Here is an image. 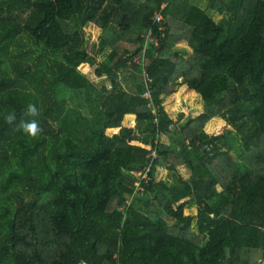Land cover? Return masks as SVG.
<instances>
[{"label":"trees","instance_id":"1","mask_svg":"<svg viewBox=\"0 0 264 264\" xmlns=\"http://www.w3.org/2000/svg\"><path fill=\"white\" fill-rule=\"evenodd\" d=\"M121 70H147L156 114ZM28 103L36 139L3 121ZM0 264H264V0H0Z\"/></svg>","mask_w":264,"mask_h":264},{"label":"rangeland","instance_id":"2","mask_svg":"<svg viewBox=\"0 0 264 264\" xmlns=\"http://www.w3.org/2000/svg\"><path fill=\"white\" fill-rule=\"evenodd\" d=\"M190 1H194V2H197L200 6V8L202 10H206L207 8V4H208V0H190ZM207 13L208 17L210 19H212L214 22L216 23H220L221 20L223 19L224 16H218L216 13ZM85 44L83 46V50L86 51V52H90V51H96V46L98 45L99 43V40L102 36V32L97 29L95 26L93 25H87L85 30ZM94 45V47L92 48V46ZM175 49L182 55V56H185V57H188L192 50L190 48H188V46L186 45L185 42H181L179 44L176 45ZM110 49L109 48H104V50L102 51L101 54L97 55V62H102L107 56L105 54H107V52L109 51ZM84 73L87 75V77L93 81L94 83H96L98 85V87H102L103 85H105L106 87L108 88H111V82L109 79H107L106 77H101V78H98V76L95 74V68H92L90 70L86 69L84 70ZM123 82L121 80V85H122V88H123V84L126 83V88L128 90H131L132 88L134 87H138V90H139V82L141 81V76L134 73V72H131V73H128V72H125L123 74ZM221 122V119L220 118H216L215 121H213L212 123V127H216L219 123ZM206 127V126H205ZM209 128V129H210ZM213 128V129H214ZM209 129L205 128V132L206 133H210L209 132ZM233 136H234V142L235 143H239V138L236 137V135L234 134L233 132ZM156 173L158 174L157 176H159V171L158 169L155 170V175H154V179L156 181V178L157 180H159V182H164V183H167V186H171V182L172 180L170 181H167L165 180L166 179V172L163 170L160 174L159 177H156ZM181 174H184V176H187V174L181 172ZM182 203V202H181ZM183 214L185 217H191L192 218V221H191V224H192V230L196 233L197 232V227H196V210L195 208L193 207V205L190 203V202H187V206L186 208L184 209L183 211ZM168 224H171V222L169 221Z\"/></svg>","mask_w":264,"mask_h":264},{"label":"clouds","instance_id":"3","mask_svg":"<svg viewBox=\"0 0 264 264\" xmlns=\"http://www.w3.org/2000/svg\"><path fill=\"white\" fill-rule=\"evenodd\" d=\"M166 8V6H164V9ZM164 18V21L161 23V24H158L156 21H157V17L158 16H161ZM154 22L156 23V25H163V23L165 22V17L163 15V13H159L155 16L154 18ZM162 29L165 30V28H160V32H162ZM154 31L155 34L154 36L157 38L156 36V31L154 28H152L149 33L146 35V41H144V47H143V50H142V53L141 54H138V55H142L144 54V62H143V67L146 68V46L147 44L149 43H153V42H149L148 39H147V36L150 34L151 31ZM159 43V42H158ZM155 44V43H154ZM156 45V44H155ZM159 45V44H158ZM110 54V53H108ZM135 56V55H134ZM130 58V56H129ZM122 72H125L123 70L119 71V78H120V81L122 80V82L124 81L123 78H122ZM147 72V70H146ZM148 74V72H147ZM148 76V75H147ZM148 78V77H147ZM143 80V74H142V77H141V81ZM121 82V83H122ZM149 87V85H148ZM123 88L126 89L127 91H131V92H138L140 95L142 93V87L139 88L138 90V87H135L134 90H128L126 88V85L123 84ZM144 88V86H143ZM150 88V87H149ZM140 89H141V92H140ZM141 97H143L141 95ZM153 97V95H152ZM163 98V100H165V96H161ZM144 98V97H143ZM147 100V98H146ZM149 103V102H148ZM150 108V107H149ZM157 109H158V106H157ZM156 109V111H157ZM155 111V112H156ZM153 112V110H152ZM154 113V112H153ZM157 113V112H156ZM154 113V114H156ZM41 115V111L40 109L37 107L36 104L34 103H28L26 105V107L22 110V114L21 116L18 118L17 116V113L15 112V110H12V111H8L6 112L4 115H3V121L6 125L10 126L13 128V131H16V132H20L23 136L27 137V138H30V139H36L38 136L41 135V133H43L44 129L41 127V124L39 122V120L37 119L39 116ZM157 120H155L156 122ZM166 138L164 135L162 134H159V139H160V143H162V140ZM167 139V138H166ZM163 144V143H162ZM154 151V150H153ZM156 151V150H155ZM152 153V152H151ZM150 153V154H151ZM157 157V156H156ZM133 172H138V171H132V172H129L130 175L133 176ZM134 177V176H133ZM135 178V177H134Z\"/></svg>","mask_w":264,"mask_h":264},{"label":"built area","instance_id":"4","mask_svg":"<svg viewBox=\"0 0 264 264\" xmlns=\"http://www.w3.org/2000/svg\"><path fill=\"white\" fill-rule=\"evenodd\" d=\"M164 21V18L161 16H158L157 17V23L158 24H161L162 22ZM162 32H164V29H162ZM155 32L152 30L150 32V34L147 36V39L149 42H153L156 44V46H158V38H156L154 36ZM130 61L132 62H136V63H140V64H143L144 62V54L142 55H135V56H132ZM148 74L146 71L143 72V83H144V89L141 93V95L144 97V98H147V100L149 101L148 103V107H150L154 113H156V109H157V106L154 105V102H153V97H152V91L151 89L148 87V78L146 77ZM157 123V122H156ZM157 156V153L156 151H152V153L148 156L149 158H152V159H155ZM148 170L149 168H146L144 169L143 171H140V172H133V176L136 178V192H142V188L139 186L138 182L139 181H147L149 179L148 177Z\"/></svg>","mask_w":264,"mask_h":264},{"label":"crops","instance_id":"5","mask_svg":"<svg viewBox=\"0 0 264 264\" xmlns=\"http://www.w3.org/2000/svg\"><path fill=\"white\" fill-rule=\"evenodd\" d=\"M211 14V13H210ZM110 52V50L107 52V54H105L106 56H108L109 53ZM125 72H122V78H123V74H124ZM128 73H131V72H129L128 71ZM125 85H126V83H125ZM135 89V87L134 88H132L131 90H134ZM214 120H216V118L215 119H212L210 122H208L207 123V125H206V127L205 128H207V129H209L211 126H212V122L214 121ZM214 127H212V128H210L209 129V132L213 129ZM208 134V133H207ZM162 143L164 144V145H168L169 144V141H168V139H166V138H164L163 140H162ZM158 169V171H159V176H160V174H161V172L164 170L163 168H159V166L156 168V170ZM165 172H166V174H165V176H166V179L165 180H167V181H170V180H172V178L170 177V175L168 174V172L166 171V170H164ZM181 172H183V173H185V174H187V176H184V174H181ZM178 173H179V176L182 178V179H188L189 177H190V170H189V168L187 167V166H184V167H182V168H180V169H178ZM154 175H155V173H154ZM158 174L156 173V177H159V176H157ZM156 181H159V180H157V178H156ZM162 183H164V182H162ZM164 184H166L167 185V183H164ZM170 184H172V182L170 183Z\"/></svg>","mask_w":264,"mask_h":264},{"label":"water","instance_id":"6","mask_svg":"<svg viewBox=\"0 0 264 264\" xmlns=\"http://www.w3.org/2000/svg\"><path fill=\"white\" fill-rule=\"evenodd\" d=\"M126 200H128V198L126 197Z\"/></svg>","mask_w":264,"mask_h":264}]
</instances>
